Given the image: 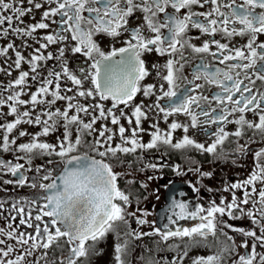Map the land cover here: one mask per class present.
<instances>
[{"label":"snow or ice","instance_id":"1","mask_svg":"<svg viewBox=\"0 0 264 264\" xmlns=\"http://www.w3.org/2000/svg\"><path fill=\"white\" fill-rule=\"evenodd\" d=\"M22 2L23 0H21ZM27 2L33 4L34 0H27ZM46 3L55 4L56 7L44 11L41 22L30 25L27 30L15 28L14 31L17 34L31 36L37 29L49 28V24L43 22L44 20L59 16V21L53 20V23L58 24L59 31L46 35L44 39L47 44H41L40 49L46 48L48 44L66 41L69 39V35L66 34H70V39L76 42L71 51L82 53L88 57L92 61L91 69L93 71L86 73L83 78H78L64 66L63 76L78 88L82 89L83 80H90L94 87L79 90L75 96H65L60 92V83L56 82L55 90L50 93L52 100L38 99L40 95L49 94L48 86L52 85L54 80L59 81L60 79L61 73L49 72V78L44 80L37 92L31 95L30 103L33 107L45 103L50 106L57 100H67L68 104L65 110L56 109L55 112H45L43 113L47 116L45 120H41L40 115H37L33 120L31 113L24 111L16 116L14 122L0 125V128L4 129L2 149L7 152L10 150V145L16 144V140H10L8 134L19 124H43L42 130L35 134L30 142L18 146V150L25 154L18 159L26 158L30 164L36 154L49 156L55 154L60 157L63 163V169L58 175L53 176L51 171H45L42 180L50 181L49 183L33 182L30 184L32 188L43 190L40 197V201H43L42 205L37 200L28 201L29 205H39L35 216H33L31 207L26 209L22 206L23 202L13 206L17 215L12 216L11 220L15 221L18 216V225L13 227L9 223L8 230L0 228V236L14 240L15 244L0 248V264H24L25 257L31 256L36 249L47 250L53 245L59 247V242L62 239L68 245L66 264H78L80 258L96 254V245L104 240L109 233L116 234L117 243L115 244L114 257L116 264H125L124 257L127 254L129 242L128 240L120 242L121 236L117 231V225L120 223L130 229L124 235L133 239H140L143 236H158L162 242L177 241L168 245L170 251L178 253L172 259L171 264H183L184 258L188 256L189 248L199 245L202 241L206 242L210 236L218 243H222L223 246L216 254L196 257L192 264H222L224 253L236 255L237 258L233 264H264V253L257 251L258 245L264 248V187L259 190L256 188L257 183L264 185V148L254 153V168L248 178L224 188L225 192L231 193L230 202H226V199L222 197L219 204L213 200L207 208L197 205L194 210H189L188 203L173 200L170 205L171 214L167 216L168 223L161 228L155 227V222H152L149 232L131 229L128 216L134 217L136 224L143 226L150 223L146 218L150 213L140 209L133 212L127 211V206L131 204L130 196L122 191L117 183L118 177L122 174L114 171L112 163L106 162L108 159L122 163L120 154H134L138 149L150 150L158 148L160 145H168L174 149L192 148L213 154L217 158H224L226 153L223 152L221 146L230 135L241 138L246 128L259 132L264 138V92H260L259 95L254 94L252 87L244 83L245 80H249L251 84H255V81L251 80L248 75V70L256 69L258 61L264 62V43H257L258 36L264 34V0H242L240 3H237V0H227V2L225 0H46ZM205 4L213 6L210 11L195 12L192 10L193 6L203 8ZM34 7L40 9L42 5L35 3ZM169 8L172 10L171 12L168 11ZM3 10H11L14 15L0 14V26L7 23L11 27L14 19L23 23L20 18L31 12L32 9L15 7L11 2L0 0V13ZM181 10L187 11L181 15ZM136 11L144 13L145 23L129 30L127 28L128 18ZM84 12L89 15H83ZM161 13L164 14L163 21L159 19ZM190 27L211 37H215L219 33L229 40L234 36L247 37L248 39L242 48H230L228 43H221L215 39L206 40L201 46H196L190 42L189 38H186ZM161 29H167V35L163 34ZM122 30L131 32L130 39L125 41L126 46L118 49L113 48L107 53L102 51L93 39L98 34L113 38L119 37ZM145 30L153 35H146ZM2 34L7 35L8 29H4ZM210 43L216 46L219 56L217 52L210 51ZM12 47V44L8 45L9 49ZM185 48H190L196 54L211 55L225 67H214L205 63L204 57L201 55V63L195 66L192 79L188 80L190 87L179 92L178 81L187 80V77L182 76L184 66L188 62V58L184 55ZM40 49L36 51L39 53ZM64 51V48H60L59 55L55 58H62ZM153 51L161 56L176 57L178 55V58H169L162 66L166 74L159 71L161 66L153 65L158 68L157 75L160 79L166 82L167 90H165L164 84H160L158 89L154 84L141 85V81L149 75L142 56ZM6 52L7 49H0V55H4ZM53 58L52 53H48L46 57L43 54L33 55L29 61L32 72H36L38 61ZM23 60L24 57L17 52L16 68H20ZM102 68L103 82H101ZM28 75V72H21L19 78L15 80V85H24ZM256 76L257 79L264 81V68H261ZM32 79H36V77L33 76ZM197 80H203L206 84L215 86L219 92L213 94L211 100L207 96L196 95V90L204 86L195 83ZM66 91L71 92L72 88H68ZM157 91L160 95H156ZM137 93H142L145 97L156 95V100L148 107L163 113L165 121L173 114H184L190 117V125H182L173 121L169 125V130L163 132L153 124L152 127L155 130L150 133V141L143 143L138 134L143 131L140 125L142 119H147V114L141 104L136 105L132 110L136 127L131 130V135L125 136L126 129L120 124V119L125 116V113L123 109H120V115L117 116L114 110L118 109L120 105L129 106ZM20 95L21 92H16L7 97V101L14 102L10 106L11 113L18 112L16 104L29 103V101L19 99ZM97 95L101 101L110 100L111 107L105 109L103 104L85 107L78 101L73 103L76 97L95 99ZM165 98L169 104L167 107H162L160 101ZM7 101L0 99V105ZM201 101L207 102L208 106L202 105ZM212 101H215L219 108L218 114L214 115L217 113V108L211 107ZM89 108L98 110L99 114L92 115L90 121L85 122L80 118L79 113L89 115ZM73 109L75 114L70 116L69 111ZM196 109L199 111L197 112ZM249 112L258 116V122L246 118L245 114ZM235 113H239V117L234 121L229 120L228 117ZM199 116H204L206 119L201 122ZM24 117L29 118L25 120ZM109 119L112 125L119 126L118 133L121 143L115 146H112L114 133L111 128L102 126L97 130L94 127L97 121ZM127 119L131 125L133 120ZM61 120L64 122V133L58 150L52 144L40 142L39 137L47 136L50 131L55 130ZM201 123L218 125L217 130L210 134L215 139L207 147L203 143H197L188 135H184L182 139L173 143L172 133L177 129L182 128L184 133H187L189 127L196 128ZM227 123H235L238 128L235 132L229 133L223 126ZM72 125H76L74 138ZM94 132L98 133V138H94L88 144V148L100 159L89 155L88 152L72 155L83 146L84 137L92 136ZM106 133L109 134L106 135ZM25 135H27L26 132L20 131L19 136ZM218 147L221 148L220 152L217 151ZM234 151L244 154L247 152L246 145L237 143ZM146 167L155 169L157 165L147 164ZM22 169H24V164L0 160V170L17 177L14 182L21 187L25 186L29 179L24 175ZM36 171L39 172L41 169L38 167ZM189 171L198 172L202 177L212 175L210 172H201L198 167L189 168ZM177 174L182 173L177 171ZM5 183H13V181L8 180ZM129 183H133V181H129ZM249 186H251L250 191L248 190ZM141 187H147V185L142 184ZM240 189L243 190L242 198L237 197L236 192L232 191ZM249 204L252 205L251 208L244 207ZM137 212H140V216H137ZM225 216L231 220L250 219L253 225L259 226L260 234L257 235L254 229L234 227L223 219ZM45 218L48 219L45 220ZM189 219L198 220L199 223L191 227H176L175 229L169 227V225H176L178 221ZM20 226L33 229V232L20 231ZM225 228L245 238L239 245L241 248L247 250L248 241L251 239V250L239 254L234 237L229 236L224 231ZM218 233L226 240L220 242ZM5 244L6 240L0 239V245ZM181 244H183L182 253L180 251ZM205 246L208 245L205 244ZM17 247L22 248L23 253L16 255L14 259H5L10 257ZM44 255L46 256L47 252ZM61 264H65V260H62Z\"/></svg>","mask_w":264,"mask_h":264},{"label":"flooded vegetation","instance_id":"2","mask_svg":"<svg viewBox=\"0 0 264 264\" xmlns=\"http://www.w3.org/2000/svg\"><path fill=\"white\" fill-rule=\"evenodd\" d=\"M6 2H11L15 7H22L24 9L31 8V12L27 13L25 16L20 19L23 21L13 20L11 27L7 23L0 26V49H7V52L4 55H0V99L7 101V97L14 95L16 92H21L19 99L24 101H29L27 104H16L15 106L18 109L17 113H11V105L13 101H7L5 104L0 105V111L6 110L4 116V122L0 119V125H6L10 122H14L16 116L19 113L24 111H29L31 113V119L35 120L37 115L41 116V120L47 119L43 113L51 111L55 112L56 109L64 111L67 107V100H57L54 104L48 105L37 104L35 107L30 103L31 95L42 86L44 80L48 79L49 72H58L61 73L59 81H55L52 85H49V94L40 95L38 99H43L45 101L52 100L50 95L51 91L55 90V83L59 82L61 85L60 92L65 96H75L79 90H86L88 88L94 87L90 80H83V87L78 88L73 85L66 77L63 76V67L66 66L68 70L76 75L78 78H83L86 73L92 72L91 64L92 61L88 57L84 56L82 53H73L71 49L75 46L76 42L69 39L57 44H48L46 48L40 49L41 44H47V41L44 39L46 35L55 34L59 31V26L56 23H53V20L59 21L60 17H51L43 22L49 24L47 29H37L31 36H26L17 34L14 29L20 28L27 30L30 25H35L38 22H41L43 17V12L49 10L52 7H56L55 4H48L46 0H34L33 4H28L27 0H6ZM227 2V0H225ZM242 2V0H237V3ZM35 3H40L42 7L36 9L34 7ZM101 6V5H94ZM213 6L211 4H205L203 8L199 6H193V11L195 12H207L210 11ZM225 10V9H222ZM172 10L169 8L168 10ZM187 10H181V15L185 14ZM226 11V10H225ZM5 16L14 15L11 10H3L2 13ZM83 15L88 16L89 13L84 12ZM144 13L141 11H136L134 14L128 18L127 28L129 30L136 28L137 26L144 25ZM159 19L163 21L164 14H159ZM202 19V18H201ZM4 29H8V34L3 35ZM161 32L167 35V29H161ZM146 35H153L148 33L145 30ZM130 31H121L119 37H109L103 34H98L93 37V39L98 43L101 50L105 53L111 51L113 48L125 47V41L130 39ZM186 38L190 39V42L196 46H201L204 41H211L212 39L219 40L221 43H228L230 48H242L247 43V37L234 36L230 40L224 38L221 34L215 35V37L208 36L206 34H201L198 29L189 28ZM257 43H264V34H261L257 38ZM12 44V48H8V45ZM64 48V56L60 59H56L59 55V49ZM40 49L38 53L36 50ZM210 51L217 52L216 46L210 43ZM245 51H247L245 49ZM259 51V49H258ZM19 52L24 60L21 62L20 68H16L15 60L16 53ZM48 53L53 54V59H45L37 62L36 72H32L29 61L33 55L43 54L45 57ZM184 55L188 58V62L185 64L182 76L187 77V80L181 79L178 81L180 88L179 92H183L188 85V80L192 79L195 66L201 63V55L204 57V62L213 65L214 67L224 68V65L218 63L217 59H214L211 55L208 54H196L191 51L190 48L184 49ZM219 56V53L217 52ZM169 58H178L169 57L168 55L161 56L155 51L150 53H145L142 56V59L145 61V67L149 72V75L141 81V85L154 84L159 88L160 84H164L165 90H167V84L165 81L160 79L157 75L158 68L153 67V65L161 66L159 71L164 72L162 66L166 63ZM118 59V57H117ZM261 68H264V62H257L256 69H249L248 75L251 77V80L255 81V84H251L249 80H245L244 83L249 87H252L253 93L259 95L260 92H264V81L257 79L256 73H258ZM21 72H28L29 75L26 78V82L22 86L15 85V80L19 78ZM166 74V72H164ZM35 76L36 79H32ZM101 82H103V68L101 69ZM195 83L204 85L202 88L196 90V95H203L211 97L213 94L219 92V89L215 86L206 84L203 80H197ZM11 86V87H10ZM72 88L71 92H67L66 89ZM156 95H160L159 91L156 92ZM156 95L145 97L142 93H137L134 100L125 107L120 105L118 109L114 110L116 115H120V109H123L125 116L121 117L120 124L123 125L126 129L125 136L131 135V130L136 127L135 117L132 116V110L136 105H143V110L147 114V119H142L140 127L143 131L139 132L138 136L141 139V142L147 143L150 141V133L155 129L152 127L153 124L157 125L161 131L167 132L169 130V125L176 121L180 124L190 125V117L184 114H173L168 117L167 121L163 118V113L158 112L155 108H149V105H152L156 100ZM247 95V94H246ZM175 99V98H174ZM79 102L85 107L94 104H103L105 109L111 107V101H101L99 100L98 95L95 99L88 97H76V100L73 101ZM162 107H167L169 101L167 98L160 101ZM201 104L207 107V102L201 101ZM211 107L217 108V113H219V108L216 105L215 101H212ZM230 107V105H229ZM198 112L199 109H196ZM75 114V110H70L69 115ZM98 110L94 108H89V115L84 113H79L81 119L85 122H89L92 115H98ZM239 113H235L228 117L229 120L234 121L239 117ZM246 118L250 121L258 122V116L255 113L249 112L246 113ZM29 117H24L23 119L27 120ZM131 118L133 123L130 125L128 119ZM206 118L204 116H199V120L202 122ZM51 123V121H49ZM63 121L61 120L55 130L49 132L47 136H40L39 138L43 142L52 144L57 147L61 140L63 139L64 127ZM26 126L25 132L30 133H39L44 127L43 124H19L11 133H9V139H15L16 144L10 145V150L5 152L3 149H0V160L9 161L12 163H21L24 164V169L22 172L26 175L28 183L21 187L18 186L14 181L17 177H13L10 173L0 170V228L8 230V224L11 223L13 227H16L19 222V217L15 221L11 220L12 216H16L17 213L14 210V205L19 202H23L22 206L26 209L31 207L33 216L37 214V207L39 205L33 204L29 205L28 201L37 200L40 205L43 201H40V197L43 194V190L39 188H32L30 184L33 182L36 183H49L50 181H43L42 176L45 174V171H51L53 176L58 175L63 169V163L61 162L60 157L53 155H40L36 154L32 158V162L29 164L27 159H18V157L25 156L23 152L18 150L19 146V127ZM40 126V127H38ZM102 126H106L112 129V133L116 137L113 138L112 146L120 144L118 133V125H112L109 120H99L94 125V127L99 130ZM225 130L229 133L235 132L238 128V125L235 123H227L223 125ZM218 125L216 124H199L196 128L189 127V131L184 133L183 129H177L172 133L173 143H176L178 140L182 139L184 135H188L197 143H203L207 147L215 137L210 134L217 130ZM73 131V138L76 135V125L71 126ZM0 134L1 131H0ZM98 134L94 132L92 136L84 137V144L79 149L78 152L72 153V155L83 154L88 152L89 155L95 156V153L91 152L88 148V144L92 142L95 138L94 135ZM109 133H106V135ZM237 143L240 145H246L247 152L244 154L237 153L234 149L237 146ZM130 146V145H129ZM223 152L226 153L224 158H217L213 154L201 152L192 148L188 149H174L168 145H160L158 148L150 150H140L138 149L134 154H120V160L122 163H117L106 159V162L113 164L114 171L121 173L122 175L118 177L117 183L119 188L122 191H125L130 196L131 204L127 206L128 212L136 211L140 209L141 211L148 212L146 218L150 222L148 225H137L135 218L128 216L127 219L130 223L131 229L137 231L149 232L151 231V224L155 222V227L164 226L167 221V216L171 214L170 207L167 209L165 205L169 200V204H172L173 200H179L189 204V210H194L197 205L207 208L211 201H215L216 204L220 203L221 198H225L226 202L231 201V193L225 192L224 188L232 183L243 181L248 178L250 173L254 168V153L261 148H264V138H262L259 132H254L251 129H244V135L241 138H236L235 136L230 135L228 140L225 141L224 145L221 146ZM221 148L218 147L217 151L220 152ZM96 159L100 157L95 156ZM51 161V163H49ZM147 164H156L155 169L146 167ZM178 166V167H177ZM40 168L41 171L37 172L36 169ZM199 168L201 172H210L212 175L210 177H202L198 172L189 171V168ZM179 171L182 174H177ZM152 177V179H149ZM11 180L13 183H5V181ZM133 181V183H129ZM142 184H146L147 187H141ZM264 185L260 183L256 184L257 190H259ZM199 189V191H196ZM211 189V191H209ZM249 191L251 186H249ZM236 192L237 197L242 198L243 190H232ZM246 208H251L252 205L244 206ZM178 211V209H177ZM137 216H140V212H137ZM48 218H45L47 220ZM225 221L234 227H243L246 229H254L257 232V235L260 234L259 226L253 225L251 220L248 218L240 220H231L227 216L223 217ZM199 223L198 220H181L178 221L176 225L182 227H191ZM120 229L124 232L129 231L128 226L120 223L117 225V229ZM20 231L33 232V229H28L26 226H20ZM224 231L228 233L229 236L234 237L235 244L237 246V252L239 254H244L246 251L251 250L252 241H248V249L239 247V245L244 241V237L240 236L238 233L232 232L230 229L225 228ZM119 232V230H118ZM108 237V235L106 236ZM219 241L223 242L226 238L222 235H219ZM0 239H5L6 244L0 245V248H6L8 245L15 244L14 240H8L6 237L0 236ZM187 239V238H185ZM199 239V238H197ZM122 243L124 240H128V251H127V262L126 264H171V261L174 257L178 255L177 251H170L168 245L174 244L177 241L170 240L168 242L160 241L158 236H143L140 239H133L132 237L125 236L122 237ZM31 243V242H30ZM231 243V242H229ZM60 246L57 247L53 245L49 249H36L31 256L25 257L24 264H61L62 260H65L68 256V245L62 239L59 242ZM207 244L208 246H205ZM222 243H218L213 237H209L206 242L202 241L199 245H193L189 248L188 254H194L199 256L207 257L209 255L216 254L219 249L222 247ZM99 247L96 245V254L89 255L86 258H80L78 264H89L90 262H96L99 258ZM115 254V247L112 248ZM183 250V244H181V253ZM257 251L264 253V248L257 247ZM47 252L45 256L44 253ZM193 252V253H192ZM196 252V253H195ZM18 253H23V249L17 247L16 251L11 254L8 259H14L12 256ZM110 261L109 264H116L114 259ZM235 254L224 253L222 264H233V261L236 259ZM186 257L183 260L185 264Z\"/></svg>","mask_w":264,"mask_h":264},{"label":"rangeland","instance_id":"3","mask_svg":"<svg viewBox=\"0 0 264 264\" xmlns=\"http://www.w3.org/2000/svg\"><path fill=\"white\" fill-rule=\"evenodd\" d=\"M6 113V110H2L0 111V119L2 120V122H4V116ZM23 128H20L19 127V132L18 134L20 133V131H24L25 132V129H26V126H22ZM40 127V126H38ZM41 128V127H40ZM0 131L2 134H0V149H2V138H3V135H4V129L3 128H0ZM28 133V132H26ZM36 133H30L23 136V137H19L18 141L19 142V145L22 144V143H28L32 140V137L35 135ZM95 138H98V134H95L94 135ZM116 137L115 135L113 136V138ZM39 141L40 142H43L42 139L39 138ZM25 155V154H24ZM38 155V154H37ZM119 229V228H118ZM117 229V231H118ZM119 233H120V236H121V239L122 237H125L124 235V231H121L119 230ZM124 235V236H123ZM120 242L122 243V240H120ZM117 243V239H116V234L115 233H109L108 234V237H106L104 240H102L99 245V258L96 260V262H90L89 264H109L110 261L113 259V256L115 255L112 248L115 247V244ZM193 253V252H192ZM196 253V252H195ZM19 254H22V253H18V254H15L14 256H12L13 258H15L16 255H19ZM127 256L128 254L125 255L124 257V260H125V264L127 262ZM199 255H194V254H188V256L186 257V261H185V264H192V261L193 259H195L196 257H198ZM5 259H8V258H5Z\"/></svg>","mask_w":264,"mask_h":264},{"label":"water","instance_id":"4","mask_svg":"<svg viewBox=\"0 0 264 264\" xmlns=\"http://www.w3.org/2000/svg\"><path fill=\"white\" fill-rule=\"evenodd\" d=\"M58 183H59V181H57ZM170 207V204H169V200L167 201V203H166V205H165V208H169ZM161 228H163V227H161ZM170 228H174V227H170Z\"/></svg>","mask_w":264,"mask_h":264}]
</instances>
